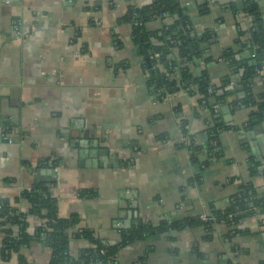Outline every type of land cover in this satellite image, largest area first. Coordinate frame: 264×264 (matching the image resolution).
Listing matches in <instances>:
<instances>
[{"label": "crops", "instance_id": "crops-1", "mask_svg": "<svg viewBox=\"0 0 264 264\" xmlns=\"http://www.w3.org/2000/svg\"><path fill=\"white\" fill-rule=\"evenodd\" d=\"M153 1L0 0V209L7 203L24 214L33 235L43 219L30 214L23 193L45 182L53 185L58 216L78 220L71 233L86 230L115 247L123 229L152 227L113 264H264V217L244 218L245 233L230 238L224 223L211 233L203 226L161 232L165 223L224 212L247 184L264 191V123L247 125L252 111L240 95L230 93L215 114L198 93L152 90L136 24L125 18L130 7ZM180 2L198 40L211 34L199 60L202 76L216 88L235 71L241 80L255 66L253 21L264 35V0ZM19 20L21 37L14 34ZM160 26L158 17L146 23L149 30ZM230 51L235 66L224 58ZM193 72L198 77L195 65ZM263 77L251 80L254 95L264 94ZM215 117L223 129L212 143ZM189 142L199 147L195 160ZM3 239L0 264H18L17 254L2 258ZM92 247L72 238L68 251L78 258ZM21 253L29 264L52 258L39 241Z\"/></svg>", "mask_w": 264, "mask_h": 264}, {"label": "trees", "instance_id": "trees-1", "mask_svg": "<svg viewBox=\"0 0 264 264\" xmlns=\"http://www.w3.org/2000/svg\"><path fill=\"white\" fill-rule=\"evenodd\" d=\"M249 9L246 12L253 15V7ZM186 14V11L181 8L180 0H154L142 9L130 7L125 20L136 24L133 33L134 42L146 60L145 68L150 73L149 86L156 93H166L176 88L188 90L191 94L198 93L201 97L200 105L208 109H211L212 104L216 101L222 103L230 93L240 95L242 105L252 111L247 125L251 127L255 123H264V94L254 95L250 86L251 80L259 77L257 71L264 70V35L258 31L257 21H253L254 31L250 39L253 45L258 46L255 53L257 64L241 80L235 82V90L225 91L231 78L224 82L222 88H216V94L210 96L208 89L211 83L206 75L201 78L196 77L193 66L195 65L194 59L201 60L207 52L206 48H203V44L210 42L211 34L208 32L203 40L199 41L194 33L193 24ZM156 17L161 19V26L156 30H149L146 23ZM171 17H175V19L168 20ZM247 35L248 32H243L242 36ZM244 43L247 44V40ZM154 54L160 55V63L164 69L155 67V62L150 59ZM224 58L230 60L231 65L235 66L231 51L225 53ZM219 91L222 92V95L219 94ZM222 129L218 118L215 117L214 132L210 134L212 143L219 140L217 131ZM214 134L215 136H213ZM213 150L216 152L215 147ZM189 151L192 160H195L199 147L194 146L193 142H189ZM256 168V166L252 167L250 172L252 176L256 175ZM51 186L53 187L45 182H36L34 186L23 193V198L30 206V214L38 215L43 219L42 225L33 235L28 232V223L24 214H20L15 207H11L7 203L1 206L0 234L4 235L1 256L4 260H8L13 253L19 255L18 264H29L21 252L30 247L32 243L39 241L46 243L52 250L49 264H113L122 247L144 240L153 232L152 227L148 225H139L128 230L123 229L121 231L122 242L115 247H108L95 241L91 233L86 230H77L75 233H71L78 225V220L76 218L62 219L58 216V205L52 195ZM90 194L86 192L84 195L91 196ZM229 215H231L230 219H228ZM256 215L264 217V191H258L252 184H247L240 188L231 207L224 212L209 214L215 219L213 222L203 221L202 218L174 221L170 224L165 223L161 232L177 231L187 226H203L211 233L215 226L224 223L231 228L228 234L230 238L233 234H244L245 232L239 229L240 222L244 218ZM72 238L84 239L93 247L84 251L80 257L73 258L68 251Z\"/></svg>", "mask_w": 264, "mask_h": 264}, {"label": "built area", "instance_id": "built-area-1", "mask_svg": "<svg viewBox=\"0 0 264 264\" xmlns=\"http://www.w3.org/2000/svg\"><path fill=\"white\" fill-rule=\"evenodd\" d=\"M171 18L175 19V17H171ZM22 25H23V20H19V21L14 23V34L17 37H21L22 36V32H23ZM150 59L155 62V64H156L155 67H159V68H163L164 69V67L160 63V55L159 54L152 55L150 57ZM257 72H258V75H260L261 77L264 76V70L263 69L262 70H258ZM235 86H236V83L232 80V82H230L229 85H227L225 90L233 91V90H235ZM216 93H217L216 87L211 85L210 88L208 89V95L212 96V95H214ZM203 104L205 105V102ZM220 105H221V103L218 102V101H216L214 104H212L211 109L213 110V112L215 114H219ZM182 142L187 143V138H183ZM202 220L206 221V222H213L215 219L210 217L209 215H207V216H203ZM11 254H13V253H11Z\"/></svg>", "mask_w": 264, "mask_h": 264}, {"label": "water", "instance_id": "water-1", "mask_svg": "<svg viewBox=\"0 0 264 264\" xmlns=\"http://www.w3.org/2000/svg\"><path fill=\"white\" fill-rule=\"evenodd\" d=\"M187 7H188L189 10L191 9V6H190V5H188ZM252 53L254 54V52H251V54H252ZM194 64H195V67H196V73H197L198 77L201 78L202 75H203V71H202V68H201V66H200V62H199V60H198V59H194ZM256 64H257L256 61H253V62L249 63L250 66H253V65H256ZM237 74H238V71H235L236 78H235V77L232 78L234 82H237V81L240 80V78H239V76H238ZM177 91H178V89H176L174 92H177ZM104 154H105V157H108V156H109V152H108V151H105ZM96 155H97V156H95V159H96V158H99V156H101V155H103V154H101V152H98ZM99 165H100L101 167H105V166H107L108 164H107V161L104 160V161L101 162ZM56 182H57V178H54L53 183H56Z\"/></svg>", "mask_w": 264, "mask_h": 264}]
</instances>
